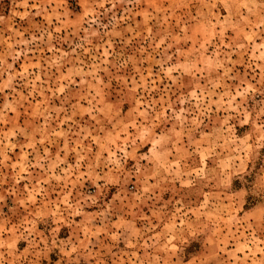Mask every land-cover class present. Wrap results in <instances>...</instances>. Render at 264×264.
I'll return each instance as SVG.
<instances>
[{
	"label": "rangeland",
	"instance_id": "obj_1",
	"mask_svg": "<svg viewBox=\"0 0 264 264\" xmlns=\"http://www.w3.org/2000/svg\"><path fill=\"white\" fill-rule=\"evenodd\" d=\"M0 264H264V0H0Z\"/></svg>",
	"mask_w": 264,
	"mask_h": 264
}]
</instances>
